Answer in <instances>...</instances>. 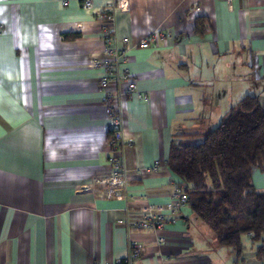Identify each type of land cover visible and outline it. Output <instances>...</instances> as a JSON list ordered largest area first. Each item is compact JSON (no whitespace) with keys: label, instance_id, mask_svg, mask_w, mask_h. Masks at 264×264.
<instances>
[{"label":"crops","instance_id":"0c3cea01","mask_svg":"<svg viewBox=\"0 0 264 264\" xmlns=\"http://www.w3.org/2000/svg\"><path fill=\"white\" fill-rule=\"evenodd\" d=\"M90 2L0 0V264H115L129 239L142 247L134 264H264L248 233L236 263L187 204L163 228L128 224L183 186L167 163L172 135L199 141L248 94L264 107V0ZM107 33L145 99L125 81L100 84ZM108 96L124 129L125 198L78 190L111 169ZM252 181L264 191V168Z\"/></svg>","mask_w":264,"mask_h":264},{"label":"trees","instance_id":"16d2710c","mask_svg":"<svg viewBox=\"0 0 264 264\" xmlns=\"http://www.w3.org/2000/svg\"><path fill=\"white\" fill-rule=\"evenodd\" d=\"M201 20L196 31L203 32ZM167 163L182 182L190 211L241 262V235L248 233L264 257V191L252 181L264 168V107L246 95L199 141L170 139Z\"/></svg>","mask_w":264,"mask_h":264},{"label":"built area","instance_id":"2783aa9c","mask_svg":"<svg viewBox=\"0 0 264 264\" xmlns=\"http://www.w3.org/2000/svg\"><path fill=\"white\" fill-rule=\"evenodd\" d=\"M226 2L230 7L232 6V0H226ZM84 5L89 7L91 5L90 0H84ZM156 34L160 35L161 38L164 37V35L159 32L150 34L139 42V47H149L150 42L154 40ZM126 40L127 39L124 38V41ZM104 42V53L106 57L101 63H98L103 66L105 70L100 79V84L105 86L112 79L117 82L122 80L127 83V93H136L139 99H145V95L137 90L135 81L131 79V74L126 69L119 67L120 61H124L127 58L126 52L113 44V36L108 33L104 35ZM98 64L95 63V65ZM104 104L110 115L107 130L109 146L108 162L111 169L107 175L99 176L91 183L81 184L78 187V190L94 192L99 196L107 198H125L127 195L126 186L128 183V177L122 152L126 146V142L118 109V101L113 96H108L105 98ZM186 204L187 194L182 188H177L173 194L172 200L165 206L148 205L142 207L139 210L140 217L138 219L126 222L139 228L157 230L163 228L165 222L169 220L173 221L180 212V208ZM158 241L162 242L163 239L159 237ZM128 248V255L115 264H134V261L142 251V247L136 240L129 239ZM159 259L163 261V258Z\"/></svg>","mask_w":264,"mask_h":264}]
</instances>
